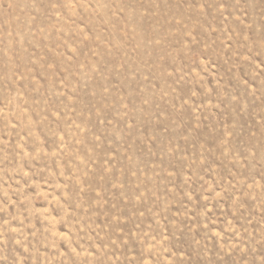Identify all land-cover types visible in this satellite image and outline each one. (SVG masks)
<instances>
[{"label":"rangeland","instance_id":"1","mask_svg":"<svg viewBox=\"0 0 264 264\" xmlns=\"http://www.w3.org/2000/svg\"><path fill=\"white\" fill-rule=\"evenodd\" d=\"M0 264H264V0H0Z\"/></svg>","mask_w":264,"mask_h":264}]
</instances>
